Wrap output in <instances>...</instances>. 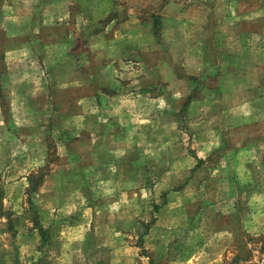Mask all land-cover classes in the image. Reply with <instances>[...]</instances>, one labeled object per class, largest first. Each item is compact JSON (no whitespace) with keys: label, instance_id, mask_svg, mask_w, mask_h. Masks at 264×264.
Masks as SVG:
<instances>
[{"label":"rangeland","instance_id":"rangeland-1","mask_svg":"<svg viewBox=\"0 0 264 264\" xmlns=\"http://www.w3.org/2000/svg\"><path fill=\"white\" fill-rule=\"evenodd\" d=\"M0 264H264V0H0Z\"/></svg>","mask_w":264,"mask_h":264},{"label":"trees","instance_id":"trees-1","mask_svg":"<svg viewBox=\"0 0 264 264\" xmlns=\"http://www.w3.org/2000/svg\"><path fill=\"white\" fill-rule=\"evenodd\" d=\"M163 1H167V0H163ZM110 18L111 17H109L108 19H106V20H110ZM152 29H156L157 27H158V25H159V18L158 17H156V16H152Z\"/></svg>","mask_w":264,"mask_h":264},{"label":"crops","instance_id":"crops-1","mask_svg":"<svg viewBox=\"0 0 264 264\" xmlns=\"http://www.w3.org/2000/svg\"><path fill=\"white\" fill-rule=\"evenodd\" d=\"M232 128H237L238 127V131H240L242 128H243V126H231Z\"/></svg>","mask_w":264,"mask_h":264}]
</instances>
